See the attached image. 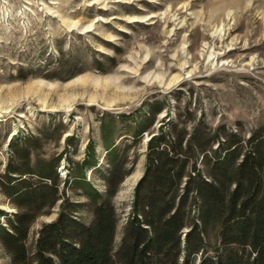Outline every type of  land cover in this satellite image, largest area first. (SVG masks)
<instances>
[{"label": "rangeland", "instance_id": "1", "mask_svg": "<svg viewBox=\"0 0 264 264\" xmlns=\"http://www.w3.org/2000/svg\"><path fill=\"white\" fill-rule=\"evenodd\" d=\"M178 112L244 133L264 122V0H0V178L54 167L89 223L74 171L103 190L117 148L129 170L112 198L117 246L146 141ZM58 209L33 221L31 249ZM15 211L0 187V223Z\"/></svg>", "mask_w": 264, "mask_h": 264}, {"label": "trees", "instance_id": "2", "mask_svg": "<svg viewBox=\"0 0 264 264\" xmlns=\"http://www.w3.org/2000/svg\"><path fill=\"white\" fill-rule=\"evenodd\" d=\"M236 124L179 112L160 123L146 141L145 169L117 246L112 198L129 173L117 148L108 151L103 190L74 171L90 191L89 223L75 216L80 202L65 196L54 167L31 170L25 161L28 171L8 168L0 187L16 211L8 226L0 223V242L11 263L264 264V122L248 133ZM57 203L31 249L33 221Z\"/></svg>", "mask_w": 264, "mask_h": 264}]
</instances>
